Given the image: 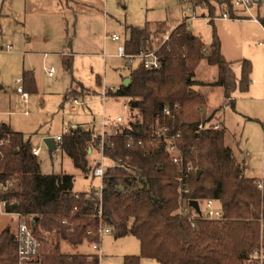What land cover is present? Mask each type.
<instances>
[{"label":"trees","instance_id":"1","mask_svg":"<svg viewBox=\"0 0 264 264\" xmlns=\"http://www.w3.org/2000/svg\"><path fill=\"white\" fill-rule=\"evenodd\" d=\"M193 1L206 8L211 23L217 10H232L228 0ZM127 28L129 38L124 46L128 53L157 49L162 59L160 69L138 66L129 73L127 85L122 81L118 91L107 93L127 99L139 114V121L127 131L142 136L145 143H135L128 148L125 139L118 137L114 139V147H106L105 153L111 157L129 155L131 164L140 168V186H131L125 173L114 169L107 172L101 201L92 193L86 196L88 192H79L80 197L75 199L74 176L63 172L42 173L29 140L21 132L0 123V141H3L0 144V185L11 181L0 191V200L6 202V212L33 219L35 236L53 237L52 250L44 252L32 264H99L96 254L62 253L59 249L60 241L72 247L84 241H98L99 211L115 238L132 235L139 241V254L124 256L123 264H139L141 258L161 264H240L254 249L264 248V178L245 175V164L239 162L233 149L225 144L224 127L217 131L197 130L202 119L198 108H205V98L193 87L200 84L194 79V71L199 62L205 60L217 67V78L209 85L221 86L225 100L234 108L231 94L236 89L248 90L251 62L240 61V78L237 79L233 63L221 54L214 25L212 41L207 47L184 22L157 46L152 44L153 33L147 26L127 25ZM61 64L73 83L72 57L62 56ZM21 78L23 89L34 92L33 73L23 71ZM175 103L179 109L173 111L174 118L163 117L162 107ZM155 120L180 132L178 143L184 159L196 169L189 176L188 199H217L223 220H197L192 227L178 214L177 168L163 147L147 142L148 127ZM91 140L90 132L81 129L62 137L61 151L82 172H88L86 149ZM16 250L14 235L8 227L2 229L0 264H18Z\"/></svg>","mask_w":264,"mask_h":264},{"label":"rangeland","instance_id":"2","mask_svg":"<svg viewBox=\"0 0 264 264\" xmlns=\"http://www.w3.org/2000/svg\"><path fill=\"white\" fill-rule=\"evenodd\" d=\"M70 1L74 13L61 16L57 14L56 0H0V119H11L12 127L22 131L34 147L40 148L37 160L42 173L71 174L74 176V190L90 192L101 186L100 178L90 176L96 154L86 155L88 172H82L60 149L49 152L44 139L62 134L69 125L89 121L93 118L91 115L99 121L103 115L115 117L124 114V99L106 97L102 100V91L97 95L95 91L76 84L70 90L71 76L61 64L62 56L72 57V76L84 86L95 87L97 74L107 86H116L121 80L119 72L129 68L123 58L116 56L117 46L128 34L126 25L147 26L153 33L152 44L157 46L182 21L187 5L180 0ZM200 7L205 8L203 5ZM250 10L255 15L259 10L264 16L263 6H252ZM223 12L228 13L227 10ZM218 13L221 14L219 10ZM190 23L193 32L202 40L207 42L211 38L213 23L208 25L201 18ZM215 25L225 46L238 47L228 54L236 60L233 64L236 78H240V61L248 59L252 65L249 80L255 82H249L248 91L236 89L231 94L234 108L224 100L219 87L204 85L207 101L204 97L205 108L198 110L202 118L209 116L212 121L225 125V144L233 149L237 160L245 164V174L252 178L261 177L264 173V65L263 54L259 56L262 49L256 44L264 35L257 24L235 25L229 20L216 19ZM112 34L119 35L120 41H113L109 37ZM6 45H10V51L6 50ZM44 53L47 54L46 60ZM45 66L55 68L53 77L47 75ZM24 69L33 72L37 89L36 93H28L26 107L15 94L14 84L17 78L22 77ZM216 74V66L203 62L198 66L196 76L208 82ZM68 90V101L89 98L85 99L82 107L72 111L73 103L62 98ZM11 109L15 114L9 117L6 112ZM25 109L28 110L27 116L21 113ZM126 119L137 122L140 117L134 111L132 117H125L124 122ZM17 220L14 214L2 213L0 207V230L8 227L11 232L15 231ZM45 242L47 251H51L53 237H46ZM101 246L103 254L99 264H123L124 256L140 252L139 241L132 235L115 238L113 234H106L101 238ZM61 248L74 251L65 243ZM77 251L93 253L88 243H83ZM141 259L139 264H142ZM146 261L157 264L152 259Z\"/></svg>","mask_w":264,"mask_h":264},{"label":"built area","instance_id":"3","mask_svg":"<svg viewBox=\"0 0 264 264\" xmlns=\"http://www.w3.org/2000/svg\"><path fill=\"white\" fill-rule=\"evenodd\" d=\"M230 4L234 7H243L249 10L252 6L256 7H264V0H228ZM182 3H185L187 6L185 8L186 16L184 18V23L189 27V22L195 18H198L199 15L196 11L198 5L193 0H182ZM251 19L255 22H260L259 16L251 15ZM222 18H230L228 13L223 12L221 15ZM209 18V17H207ZM264 26V24H263ZM113 41H120V36L117 34H112L109 36ZM168 39V37H166ZM166 40V39H165ZM6 50L10 51V45H6ZM47 54L44 53V57ZM116 56L123 58L126 62V65L131 68V70L135 69L138 66H142L147 70H158L162 67V59L159 55L157 49L153 50H140L137 53H128L125 50L124 44H120L117 46ZM45 72L48 76L52 77L55 73V68L53 66L44 67ZM22 78H17L14 81L16 85L15 92L19 94L21 101L27 105L29 103V94L24 91L22 85ZM120 85L118 86H103L101 98L104 100L107 93H115L119 90ZM263 88H264V71H263ZM73 105L70 109L73 111L77 107H81L85 101L74 98L71 100ZM124 114H118L115 117L102 116L101 120L98 123L99 129H95V123H91L89 126L87 125H77L72 124L64 128L63 133L53 136L56 149L61 150L62 137L64 135L70 134L72 131H76L77 129H81L82 131H89L91 136V141L89 142L86 154L87 156H94L96 154V159H94V165L91 167L90 176L98 177L101 180V186L97 190H93L88 192L86 196H89L91 193L93 196L97 197L99 201L102 199V190L104 187V182L108 177V171H112L114 169L122 170L126 177L131 181V186L138 187L139 179H140V168L136 165L131 164L130 156L127 155L125 157H111L105 153L106 147L113 148L114 147V139L118 137H122L125 139V146L130 148L137 143L138 145H143L145 142L140 135H135L130 131H127L128 128L133 126L136 122L133 120L125 121V117H132V113L136 111L135 108H132L128 100L126 99L122 105ZM179 109V105L177 103L170 105L165 104L162 107L161 114L163 117H171L174 118L173 111ZM24 114H28V110H24ZM263 134H264V125ZM223 125L220 123L212 121L211 117L206 116L201 119V121L197 125L198 131L203 130H222ZM180 138V132L174 131L172 127H170L166 123H160L158 120L153 121L148 127V144L155 147H163L167 157L170 162L175 165L177 168V177L176 181L178 184V192H179V207L178 214L184 218H186L192 225V227L196 226L197 220H210V221H220L223 220L224 217L222 215V210L220 207V203L217 199L213 198H205V199H196L198 202L199 211H196L190 204L187 197V194L190 192L189 186V176L192 172H195L196 169L190 163H187L184 159V155L179 147L178 140ZM3 141H0L2 144ZM31 152L34 156H38L40 154L39 147H32ZM263 168H264V159L262 160ZM264 170V169H263ZM264 174V173H263ZM263 179V178H262ZM259 188H261V180L257 181ZM11 184V181H6L4 185H0V191L5 189L7 186ZM119 189L122 187L119 185ZM73 196L75 199L80 197L79 192H73ZM6 202L0 200V207L2 213L14 214L18 218L17 229L15 231L14 239L17 244V260L18 264H32L35 262L44 252H47V248L45 246V239L38 238L33 233L32 225L33 219L31 217L21 215L16 212H6L5 210ZM99 227L97 230L98 241L90 243V246L93 251L100 252V240L106 234H112V229L108 225L104 224L101 218V211H99ZM66 223V221H63ZM89 233V232H88ZM97 255V254H96ZM240 264H264V248L259 246L258 248L251 251L248 256L243 259Z\"/></svg>","mask_w":264,"mask_h":264},{"label":"crops","instance_id":"4","mask_svg":"<svg viewBox=\"0 0 264 264\" xmlns=\"http://www.w3.org/2000/svg\"><path fill=\"white\" fill-rule=\"evenodd\" d=\"M181 2H182V0H180ZM212 2H214V0H212ZM185 4V3H184ZM57 6V14H60L61 16H66V15H68V14H70V13H74V11H73V6H72V2L70 1V0H56V5H55V7ZM196 11H197V13H198V15H199V17L198 18H201V19H204V20H206L207 21V23H208V25H209V18H207L208 17V12H207V10H206V8H203V7H200V6H198V8H196ZM218 11V10H217ZM217 11L215 12V15L213 16V20H212V23H213V25H214V27H215V30H216V33H217V35H218V37H219V40H220V51H221V54L223 55V57L227 60V61H230V62H232L233 64L236 62V60H234L233 59V57H231V56H228V54H230V53H232L233 52V50L234 49H236L237 50V46H235V48L233 49L232 47H227V46H225L224 45V39L222 38V35L220 34V32L217 30V27H216V25H215V20L216 19H223V20H229L230 22H232V23H234L235 25H241V24H243V23H248V24H251V25H256L257 24V26H259V28L262 30V35H264V26H263V24L262 23H260V22H255V21H253L252 19H251V16H250V14L251 15H255V14H253L252 12H251V10L249 9V10H247V9H245V8H243V7H234V6H232V10H231V12H228V15L230 16V18H226V19H224V18H222L221 17V15H222V13L223 12H221V14L219 15V13L217 14ZM226 11V10H225ZM257 12H258V15H255V16H259V19H260V21L262 22V21H264V16H261L260 15V13H259V10H257ZM231 13V14H230ZM185 14V13H184ZM185 16L186 15H184V17H183V19H182V21L181 22H183L184 21V18H185ZM196 19V18H195ZM180 22V23H181ZM191 22V21H190ZM189 22V29H190V31L193 33V34H195L194 32H193V30L191 29L192 27H191V23ZM179 23V24H180ZM178 25V24H177ZM176 25V26H177ZM131 26H133V25H131ZM175 26V27H176ZM126 29L128 30V34H127V36H126V38L123 40V42L121 43V44H124V42H125V40H127L128 38H129V29L127 28V25H126ZM172 31V30H171ZM218 31V32H217ZM169 34V33H168ZM196 36H198L200 39H201V37L199 36V35H197V34H195ZM201 41L206 45V46H209L210 44H211V41H212V31H211V38L207 41V42H205L204 40H202L201 39ZM256 45H258L262 50L261 51H259V56L261 57V55L263 54V65H264V38L263 39H259L258 40V42H257V44ZM226 49V50H225ZM235 51V50H234ZM64 56V55H63ZM69 56V55H68ZM43 58H44V60H46V58H47V56L46 57H44V54H43ZM248 60V59H247ZM238 61V60H237ZM240 61V60H239ZM203 62H205L206 63V61L205 60H201L200 62H199V64H198V66L201 64V63H203ZM232 64V68H233V65ZM198 66H197V68H198ZM197 68H196V70H195V73H194V79L196 80V81H198V83H200V84H198V85H195L193 88L197 91V92H199L201 95H203L205 98H206V96H205V94H204V88L205 87H203L204 85H208L209 83H212V82H214L215 80H216V78H217V74H216V77L212 80V81H208V82H206V81H204V80H202L201 78H198L197 76H196V73H197ZM23 71H30V70H23ZM23 71H22V73H23ZM132 70H131V68H127L126 70H123V71H120L119 72V74H120V78H121V80L119 81V83H117L116 84V86H118V85H120L121 83H122V81H124V79L126 78V77H129V73L131 72ZM233 71H234V69H233ZM240 71H241V65H240ZM263 71H264V67H263ZM56 72V71H55ZM33 73V72H32ZM234 74H235V72H234ZM54 75H55V73H54ZM53 75V76H54ZM52 76V77H53ZM236 76V75H235ZM50 77V76H49ZM33 78H34V83H35V91L34 92H30V91H28V90H24V91H26L27 93H36L37 92V89H36V80H35V77H34V74H33ZM74 78V77H73ZM249 82L250 83H253V82H255L254 80H249ZM95 83H96V86L95 87H91V88H89V87H86V86H84L83 85V83L80 81V80H77V79H75L74 78V82L73 83H71V85H70V90H71V88H72V85H74V84H76V85H78V86H83V87H85V88H87V89H90V90H93V91H95L96 93H97V95H100V91H102V88H103V86H107L106 84H105V82H104V80L97 74L96 75V78H95ZM262 83H263V80H262ZM217 87H219L220 88V90H221V92H222V95H223V88L221 87V86H217ZM248 89H249V86H248ZM70 90H68L67 92H65L64 93V95H63V99H64V96H66V93H68ZM248 91V90H247ZM15 94L19 97V95L15 92ZM96 96V95H95ZM92 97H94V96H92ZM106 97H110V98H117V96H112V95H107ZM105 97V98H106ZM224 97V96H223ZM87 98H89V97H87ZM87 98H85V99H87ZM120 98H122V99H124L123 101H125L126 99L125 98H123V97H120ZM231 98L233 99V97L231 96ZM85 99H84V101H85ZM19 100H20V102L23 104V102L21 101V99H20V97H19ZM224 100H225V98H224ZM66 102H71V100L70 101H68L67 100V96H66V100H65ZM206 101H207V98H206ZM208 103V102H207ZM25 105V104H24ZM28 105V104H27ZM27 105H25V107L27 106ZM82 107V106H81ZM79 108V107H78ZM73 111H76V108H75V110H73ZM23 115H25V116H27L28 114H24V110L21 112ZM0 114H1V112H0ZM6 114L7 115H9V117L10 116H12L13 114H15V110L14 109H11L10 111H8V112H6ZM93 118L92 119H90L89 121H87V122H81V123H78L77 125H87V126H89L91 123H95V125H94V127H95V129L97 130V129H99V126H98V123H99V121L101 120H97V119H95L94 118V116L93 115H91ZM105 116V115H104ZM110 117V116H109ZM0 123H4V124H6V125H8L12 130H14V131H17V132H21L22 134H23V136H24V138L25 139H27L26 138V136L24 135V133L22 132V131H18V130H15L13 127H12V122H11V119H7V120H3V119H0ZM223 125V127H224V129H226V127H225V125L224 124H222ZM51 137V136H50ZM53 137V136H52ZM29 140V142H30V139H28ZM30 144L32 145V143L30 142ZM32 147H34L33 145H32ZM94 158V157H93ZM94 161V160H93ZM65 173V172H64ZM246 175V174H245ZM247 176V175H246ZM248 177H250V176H248ZM255 178H257V179H262V178H264V174L261 176V177H255ZM73 191L74 192H89V191H78V190H74L73 189ZM91 191V190H90ZM17 223H18V220H17ZM10 229V228H9ZM16 229H17V226H16ZM1 231V230H0ZM16 231V230H15ZM15 231H13V232H11V230H10V232L11 233H15ZM63 243H65V244H67L69 247H71L74 251L73 252H71L70 250H62V248H61V245L63 244ZM83 243H88L89 245H90V243L89 242H87V241H84ZM82 243V244H83ZM82 244H80V245H78V246H76V247H72L71 245H69L67 242H65V241H60V243H59V249H60V251L62 252V253H82V254H97L98 256H99V259H100V255L101 254H103V249H102V246H101V240H100V252H95V251H93V253H84V252H79V251H77L78 250V248L82 245ZM147 259H150V258H147ZM146 258H143V259H141L142 261H141V263L142 264H153V263H151V262H148V261H146L147 260ZM153 260V259H152ZM155 261V260H154ZM156 264V263H155ZM157 264H161V263H158L157 262Z\"/></svg>","mask_w":264,"mask_h":264},{"label":"water","instance_id":"5","mask_svg":"<svg viewBox=\"0 0 264 264\" xmlns=\"http://www.w3.org/2000/svg\"><path fill=\"white\" fill-rule=\"evenodd\" d=\"M129 81H130L129 77H126V78L124 79V81H123V84H124V85H127V84L129 83ZM44 142H45V144H46V146H47L49 152H52L53 150L56 149V143H55L54 137H46V138L44 139ZM196 173H197V175H199V174H200V171H197ZM189 204H190V205H191L196 211H199L197 200H195V199H191V200H189ZM15 206H16V204H15Z\"/></svg>","mask_w":264,"mask_h":264}]
</instances>
